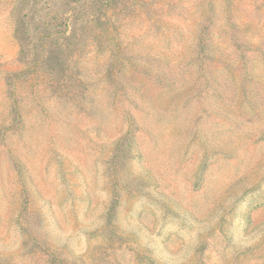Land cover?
Segmentation results:
<instances>
[{
    "label": "rangeland",
    "instance_id": "374dc122",
    "mask_svg": "<svg viewBox=\"0 0 264 264\" xmlns=\"http://www.w3.org/2000/svg\"><path fill=\"white\" fill-rule=\"evenodd\" d=\"M0 264H264V0H0Z\"/></svg>",
    "mask_w": 264,
    "mask_h": 264
}]
</instances>
